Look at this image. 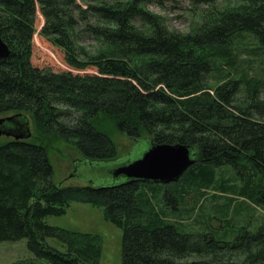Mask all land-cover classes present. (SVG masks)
<instances>
[{
  "label": "trees",
  "instance_id": "16d2710c",
  "mask_svg": "<svg viewBox=\"0 0 264 264\" xmlns=\"http://www.w3.org/2000/svg\"><path fill=\"white\" fill-rule=\"evenodd\" d=\"M89 1L0 0L9 50L0 58V116L17 124L29 116L35 131L0 142V243L25 240L33 262L99 264L98 235L45 222L76 203L102 209L121 230V264H264V222L231 229L234 201L264 206V0L223 10L218 0H189L208 9L187 34L147 10L154 0ZM38 9L49 25L38 34L63 55L51 54L55 71L31 60ZM105 123L137 147L186 145L194 164L169 184H54L47 144L61 140L88 163L111 161ZM209 191L224 200L214 211L222 234L186 207Z\"/></svg>",
  "mask_w": 264,
  "mask_h": 264
},
{
  "label": "rangeland",
  "instance_id": "374dc122",
  "mask_svg": "<svg viewBox=\"0 0 264 264\" xmlns=\"http://www.w3.org/2000/svg\"><path fill=\"white\" fill-rule=\"evenodd\" d=\"M73 0H66L67 3ZM89 0H80L86 3ZM112 2L113 0H104ZM103 0H91L89 5H96ZM242 4V0H218L214 4V8L223 10L233 8ZM147 10L154 15L160 16L165 26L169 31L187 34L201 21V17L207 6L194 7L189 0H154L146 6ZM44 16L39 9L36 15V32L33 37L32 63L39 68L51 69L55 71L56 63L52 59L51 54L59 60L62 58L60 50L50 46L38 32L44 26ZM86 51L93 52L94 45L91 42L85 41L81 44ZM11 117V116H7ZM6 116H0V119ZM29 132L34 134V126L31 118L26 116ZM1 129V128H0ZM100 130L105 133L115 145L117 157L111 161L88 163L83 161L76 151L62 142L61 140H51L47 144L48 159L52 167V181L56 185L62 186H94L101 187L112 185L123 181L119 179L114 181L113 172L124 165H127L137 160L143 153L148 150V144L137 147L134 141L120 133L113 124L105 123L100 127ZM11 137L0 136V142L8 141ZM203 199L198 200L195 205L196 196L190 195L186 199L187 209L195 206L192 213L193 217H198L202 220L209 221L208 218H213L211 227L214 231L217 230L220 234L223 233V228L219 231V223L215 222V212L217 208L223 205L224 200H213L211 191L205 193ZM222 198V197H220ZM235 223L232 230L236 228L246 227L249 223L253 229L264 222V206L253 207L248 202L236 200L232 204L231 212H235ZM47 225L52 227L63 228L70 231L96 234L101 240V257L99 264H121V230L103 218L102 209L93 208L89 205L76 204L70 205L67 213L60 217H47L45 219ZM210 223V222H209ZM246 225V226H245ZM256 226V227H257ZM255 227V228H256ZM48 244L52 247L61 250L59 244L48 240ZM33 264H46L43 260L33 262V256L26 249L25 240L15 243H0V264H13L17 262Z\"/></svg>",
  "mask_w": 264,
  "mask_h": 264
},
{
  "label": "water",
  "instance_id": "95a60500",
  "mask_svg": "<svg viewBox=\"0 0 264 264\" xmlns=\"http://www.w3.org/2000/svg\"><path fill=\"white\" fill-rule=\"evenodd\" d=\"M8 55L9 50L0 38V58H6ZM12 123L16 124V128L8 129ZM0 128V136L14 140H26L31 136L27 123L17 124L12 116L0 119ZM193 164L191 150L186 145H154L137 160L117 168L113 177L114 180L123 178L127 181L169 184L177 181Z\"/></svg>",
  "mask_w": 264,
  "mask_h": 264
},
{
  "label": "flooded vegetation",
  "instance_id": "af4514ba",
  "mask_svg": "<svg viewBox=\"0 0 264 264\" xmlns=\"http://www.w3.org/2000/svg\"><path fill=\"white\" fill-rule=\"evenodd\" d=\"M7 124V123H6ZM11 125V127H7L8 129H12V128H14L15 126H16V124L15 123H12V124H10ZM6 126V125H5ZM16 128V127H15Z\"/></svg>",
  "mask_w": 264,
  "mask_h": 264
}]
</instances>
